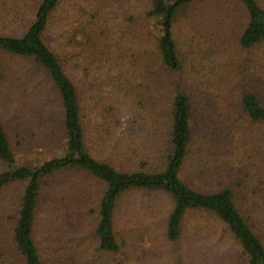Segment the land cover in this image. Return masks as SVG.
<instances>
[{"label":"trees","instance_id":"obj_1","mask_svg":"<svg viewBox=\"0 0 264 264\" xmlns=\"http://www.w3.org/2000/svg\"><path fill=\"white\" fill-rule=\"evenodd\" d=\"M10 1L14 5L4 14V0H0V52L27 65V82L40 75L56 91L64 143L40 164L20 163L0 119V191L12 183L23 184L11 240L0 247V264H47L35 238L37 210L44 200L45 180L57 173L81 175L105 186L95 227L102 251L117 253L126 242L117 228L119 201L138 194L150 200L165 197L168 241L182 239L188 215L201 214L218 228L215 246L222 245L212 251L221 250L225 261L233 259L235 264H264V243L249 224L260 190H248L252 174L243 171L240 162L236 125L240 119L252 128L264 127V0H147L144 16L157 29L155 51L152 60L146 56L135 59L131 70L152 75L153 88L150 93L144 89L134 93L128 81L120 79L124 73L116 75V67L109 68L108 139L92 135L90 107L83 105L62 60L44 41L62 0ZM117 1L108 0V6ZM209 2L228 4L215 11V27L206 30L210 40L197 50L216 62L211 78L220 87L197 102L176 76L177 72L183 75L184 59L175 23L189 7ZM233 12L240 15L236 25ZM233 27L238 29L234 39L227 35V29ZM199 76L197 66L188 75L198 82ZM0 89L5 90L4 84ZM3 95L9 94L4 91ZM9 114H13L12 105ZM103 149L108 152V162L91 153ZM74 188L79 192L75 196L83 198L81 188ZM246 189L249 197L242 204ZM63 200L59 210L69 207L62 206ZM149 202V207L154 206ZM194 227L191 237L196 240L210 233L207 226Z\"/></svg>","mask_w":264,"mask_h":264},{"label":"rangeland","instance_id":"obj_2","mask_svg":"<svg viewBox=\"0 0 264 264\" xmlns=\"http://www.w3.org/2000/svg\"><path fill=\"white\" fill-rule=\"evenodd\" d=\"M3 4L5 14L10 12L14 2L4 0ZM224 5L228 4L193 5L180 13L175 23V36L184 59L180 70L184 76L179 72L176 76L185 82L183 87L193 93L197 102L209 90L216 92L220 87L213 84L216 82L211 78V69L214 71L216 62L197 50L207 46L210 35L206 30L211 32L210 27H215L212 22L215 11ZM147 6V0H118L117 4L109 6L108 0H62L44 35L45 43L62 60L67 74L81 93L83 105L90 107L93 136L108 139L110 67H116V75L124 73L119 77L128 81L127 85L135 89L134 93L143 89L147 93L152 91L153 76L140 69L131 70V63L137 62L135 59L146 56L152 60L151 54L155 51L157 29L144 16ZM239 16L233 12L234 25ZM237 30L236 27L229 28L227 35L234 39ZM196 66L200 68L199 82L188 77ZM26 67L25 63L0 52V86H5V90L0 89V119L19 162L40 164L64 143V131L59 124L60 100L43 76L37 75L33 82H27ZM4 91L9 95L4 96ZM11 105L12 115L9 114ZM95 111L97 113L92 115ZM236 125L240 130V162L245 167L243 171L252 174L248 190L251 193L252 187L260 190L249 224L264 243V127L252 128L240 119ZM91 153L108 162L109 155L104 149L91 150ZM113 165L117 166L115 162ZM74 186L81 188L83 198ZM104 187L101 182L69 173H57L45 180L44 200L37 210L35 238L47 264H235L233 259L225 261L221 250L212 251L222 244L215 246L218 228L208 216L188 215L184 220L182 239L170 242L165 237V197L150 200L138 194L123 196L119 201L117 228L126 242L121 243L117 253L100 250L95 227L99 218L98 201ZM248 190L244 191L242 204L247 203ZM22 192L21 182L0 191V247L11 240ZM62 198V206L69 207L59 210ZM149 201H153L154 206L149 207L152 203ZM241 212L246 216L243 208ZM198 225L209 227L206 230L210 233L196 240L191 233ZM210 252L219 260H215Z\"/></svg>","mask_w":264,"mask_h":264}]
</instances>
